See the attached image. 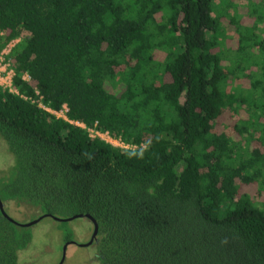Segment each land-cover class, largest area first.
<instances>
[{
  "label": "trees",
  "instance_id": "1",
  "mask_svg": "<svg viewBox=\"0 0 264 264\" xmlns=\"http://www.w3.org/2000/svg\"><path fill=\"white\" fill-rule=\"evenodd\" d=\"M0 30L3 203L89 215L99 264H264V0H0ZM32 239L0 211V264Z\"/></svg>",
  "mask_w": 264,
  "mask_h": 264
},
{
  "label": "rangeland",
  "instance_id": "2",
  "mask_svg": "<svg viewBox=\"0 0 264 264\" xmlns=\"http://www.w3.org/2000/svg\"><path fill=\"white\" fill-rule=\"evenodd\" d=\"M220 0H215L218 4ZM243 4L246 1H242ZM226 33L233 34V28L226 29ZM20 38H18L17 43ZM15 43V44H17ZM7 44H5L6 46ZM3 46L1 49L5 48ZM15 46V45H14ZM12 50V48H11ZM12 163V158L5 145L0 140V170L6 169ZM8 215H11L18 222H28L37 217L38 212L23 213V210L17 209L12 202L6 206ZM37 214V215H36ZM63 225L62 221H54L48 218L42 219L32 228L33 239L28 248L19 252L20 264H58L62 259L63 247L65 242V233L71 232V241L76 244H69L65 250V260L62 264H97L95 247L92 245L87 250L79 247L77 244L85 242L91 234V224L87 218L80 217L67 221Z\"/></svg>",
  "mask_w": 264,
  "mask_h": 264
},
{
  "label": "built area",
  "instance_id": "3",
  "mask_svg": "<svg viewBox=\"0 0 264 264\" xmlns=\"http://www.w3.org/2000/svg\"><path fill=\"white\" fill-rule=\"evenodd\" d=\"M3 36V32L0 30V37ZM18 38L10 41L7 43L5 48L0 49V86L8 89L11 92L17 93V90L12 86V79L15 74L13 68L11 67V59H10V52L11 48L14 47L15 43H17ZM22 79L29 81L30 77L27 73L22 75ZM38 106L51 115L55 116L56 118H61L69 123H72L78 127H81L87 130L89 136L91 137H98L103 141L109 142L114 146L121 147V148H128L129 145L123 143L120 138L112 137L109 132L107 131H100L95 129L94 127H87L84 123L79 121L70 120L67 117L68 107L66 104H63L62 107L58 110L51 109L44 105L40 99L38 100Z\"/></svg>",
  "mask_w": 264,
  "mask_h": 264
},
{
  "label": "water",
  "instance_id": "4",
  "mask_svg": "<svg viewBox=\"0 0 264 264\" xmlns=\"http://www.w3.org/2000/svg\"><path fill=\"white\" fill-rule=\"evenodd\" d=\"M0 211L1 213L3 214L4 217H6L9 221L13 222L14 224L18 225V226H21V227H30V226H33L35 225L36 223L40 222L42 219L44 218H51L52 220L54 221H64V222H67V221H71L73 219H76V218H80V217H85L87 219H89L92 223H93V233H92V238L91 240L88 242V243H91L92 239L97 235L98 233V225L96 223V221H94L89 215H82V214H79V215H73L71 217H67V218H60V217H56V216H53L51 214H42L40 216H38L37 218L31 220V221H28V222H18L16 220H14L13 218H11L6 212H5V209H4V206H3V202L0 200ZM88 243L86 244H83V245H88ZM68 243H66L63 247V254H62V259L60 261V263L58 264H61L63 259H64V255H65V248L67 246Z\"/></svg>",
  "mask_w": 264,
  "mask_h": 264
},
{
  "label": "flooded vegetation",
  "instance_id": "5",
  "mask_svg": "<svg viewBox=\"0 0 264 264\" xmlns=\"http://www.w3.org/2000/svg\"><path fill=\"white\" fill-rule=\"evenodd\" d=\"M9 203V202H8ZM8 203H6V202H4L3 203V206H4V209H6V206L8 205ZM13 204V203H12ZM7 213V212H6ZM8 214V213H7ZM88 220V222L91 224V234H90V236H89V239L87 240V241H85V242H82V243H79V244H77L79 247H83V248H85L86 250H87V248H89L90 246H94L95 247V255H94V258L96 259V261H97V264H99V262H98V260H97V258H96V243H97V235L92 239V241H91V243H88L90 240H91V238H92V233H93V223L89 220V219H87ZM67 241V242H66ZM65 242L66 243H68L67 244V246L69 245V244H76L75 242H73V241H71V239H69V240H66ZM86 243H88V245H83V244H86ZM66 246V247H67ZM65 250H66V248H65ZM64 260H65V255H64V259H63V261H62V263L64 262ZM61 263V264H62Z\"/></svg>",
  "mask_w": 264,
  "mask_h": 264
},
{
  "label": "crops",
  "instance_id": "6",
  "mask_svg": "<svg viewBox=\"0 0 264 264\" xmlns=\"http://www.w3.org/2000/svg\"><path fill=\"white\" fill-rule=\"evenodd\" d=\"M5 46V45H4Z\"/></svg>",
  "mask_w": 264,
  "mask_h": 264
}]
</instances>
